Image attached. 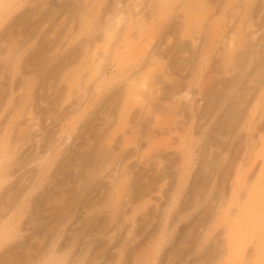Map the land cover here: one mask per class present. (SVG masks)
Wrapping results in <instances>:
<instances>
[{
    "label": "rangeland",
    "instance_id": "374dc122",
    "mask_svg": "<svg viewBox=\"0 0 264 264\" xmlns=\"http://www.w3.org/2000/svg\"><path fill=\"white\" fill-rule=\"evenodd\" d=\"M0 264H264V0H0Z\"/></svg>",
    "mask_w": 264,
    "mask_h": 264
},
{
    "label": "bare ground",
    "instance_id": "6f19581e",
    "mask_svg": "<svg viewBox=\"0 0 264 264\" xmlns=\"http://www.w3.org/2000/svg\"><path fill=\"white\" fill-rule=\"evenodd\" d=\"M115 5H116V7H115V9L113 11V14H111L108 17V19L106 21V26H105V31L110 34V38L113 37V35L117 32L118 28L122 25V23L125 20V14H124V10H123L122 4L117 1V2H115ZM226 43H227V41H226ZM230 44H231V42L229 41L228 45H230ZM107 52H108V49L105 48L99 54L100 61H104L106 59ZM136 78H138V81H137V84L135 83L136 84L135 87H137V88H145L146 87L145 77L141 76V73H138ZM190 96L191 95H190V92L188 90H184V91H182L181 93H179L177 95V97L182 98L183 100H188L190 98ZM136 97H139V95L136 94ZM241 236H243V235H241ZM243 237H245V236H243ZM237 242L238 243L236 245H238V247H242V248L244 247L243 241H237Z\"/></svg>",
    "mask_w": 264,
    "mask_h": 264
}]
</instances>
